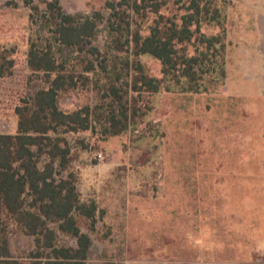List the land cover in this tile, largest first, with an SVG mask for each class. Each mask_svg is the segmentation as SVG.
<instances>
[{
    "label": "rangeland",
    "instance_id": "rangeland-1",
    "mask_svg": "<svg viewBox=\"0 0 264 264\" xmlns=\"http://www.w3.org/2000/svg\"><path fill=\"white\" fill-rule=\"evenodd\" d=\"M45 1L0 0V64L13 62L0 78L3 134L17 132L15 108L57 74L29 67L31 44L66 62L64 74L81 72V54L54 41ZM105 1L59 0L67 13L101 11L107 18ZM179 6L167 0L161 13L180 18ZM225 9L223 84L200 94H135L140 111L119 136L64 135L72 155L63 176L71 172L82 199L102 213L92 230L78 220L92 241L86 264H264V0H229ZM154 18L136 16L143 35ZM100 27L94 43L102 49ZM202 31L214 35L217 28ZM140 61L160 77L159 61L147 55ZM96 102L91 86L80 82L58 91L57 106L66 113ZM59 243L75 246L63 234ZM9 246L15 257H26L33 238L10 224Z\"/></svg>",
    "mask_w": 264,
    "mask_h": 264
},
{
    "label": "trees",
    "instance_id": "trees-1",
    "mask_svg": "<svg viewBox=\"0 0 264 264\" xmlns=\"http://www.w3.org/2000/svg\"><path fill=\"white\" fill-rule=\"evenodd\" d=\"M44 3L54 41L81 54V72L64 74L67 63L58 64L50 49L29 47V67L57 74L47 89L15 108L17 132L0 133V264H24L25 258L32 264H86L92 241L78 220L87 221L92 230L102 213L95 201L82 199L71 172L63 176L72 155L65 134L122 135L140 111L135 94L206 93L226 78L229 0H175L183 10L180 18L161 13L167 0H106L107 18L101 11L67 13L59 0ZM148 13L155 18L143 35L136 16ZM101 25L107 39L102 49L94 43ZM204 25L217 33L207 35ZM144 55L159 61L160 77L148 74L140 61ZM7 66L13 62L0 64V78ZM79 82L91 86L97 102L63 112L57 106L58 91ZM10 224L33 238L34 248L26 257H15L10 250ZM60 234L71 237L75 246L61 245Z\"/></svg>",
    "mask_w": 264,
    "mask_h": 264
}]
</instances>
